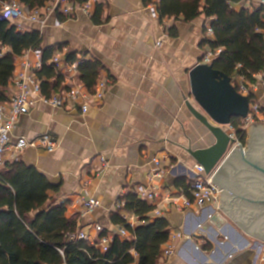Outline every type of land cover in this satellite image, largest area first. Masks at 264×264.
Returning a JSON list of instances; mask_svg holds the SVG:
<instances>
[{"label":"crops","instance_id":"crops-1","mask_svg":"<svg viewBox=\"0 0 264 264\" xmlns=\"http://www.w3.org/2000/svg\"><path fill=\"white\" fill-rule=\"evenodd\" d=\"M158 1L99 0L90 16L80 12L70 20L49 13L43 25L26 24L21 30L40 31L43 47L62 51L66 63V54L81 61L100 60L104 69L96 84L110 81L102 100L86 114L79 107L59 109L36 101L30 113L19 118L10 137L12 143L19 137L51 138L54 150L26 149L16 161L43 174L56 187L48 193L54 205L66 204V216L77 220L79 231H91L92 236L98 224L108 232L119 226L112 222L116 203L126 201L134 187L145 185L157 170L154 160L163 172L154 179L155 185L163 193H177L181 190L176 188L177 179L192 181L196 165L186 149L214 142L186 107L187 101L197 107L190 94L189 71L211 51L203 42L213 19L202 14L187 22L183 17L161 20L159 11L153 15ZM241 1L236 10L264 6V0ZM26 61L32 66L37 59L32 53L27 60L17 57L8 99L17 91L15 83ZM255 79L249 94L264 112V71ZM67 86L71 87L63 75L61 92ZM7 163H14L10 154ZM222 195L221 216L210 221L209 205L184 211L167 203L159 205L166 212L170 234H183L179 240L171 239L177 249L163 264H264V242L221 207ZM82 198L99 199L101 205L86 213ZM148 203L154 209L158 206ZM126 239L131 241L133 235Z\"/></svg>","mask_w":264,"mask_h":264},{"label":"trees","instance_id":"trees-1","mask_svg":"<svg viewBox=\"0 0 264 264\" xmlns=\"http://www.w3.org/2000/svg\"><path fill=\"white\" fill-rule=\"evenodd\" d=\"M11 0H0L2 3ZM29 12L41 10L50 0H18ZM74 1V0H72ZM86 0H76L77 3ZM152 3L153 0H145ZM241 0H159L160 19L183 17L192 21L205 15L213 19L214 38L203 42L212 51L222 49L219 57L211 61L216 70L231 79L239 76L255 84V76L264 71V6L252 10H236ZM28 50H40L43 66L36 71L42 93L61 92L63 75L51 62L55 48L43 47L40 31H21L12 22L4 20L0 10V103L8 100V87L14 76L17 57ZM68 63L79 61L80 79L90 92L103 72L98 59L81 61L74 54H66ZM53 79L54 81L48 82ZM64 89H67L65 87ZM231 125L240 141L245 144L247 130L242 118H234ZM193 181L178 178L176 188L187 196ZM56 190L35 167L22 161L7 163L0 170V264H162V250L170 237L169 223L165 217L151 219L154 206L129 194L125 210L132 211L141 225L132 228L120 211L112 215L113 224L124 226L133 239L116 235L106 251L89 241H79L76 219L66 216V204L54 205L49 196ZM104 230L99 237L108 235Z\"/></svg>","mask_w":264,"mask_h":264},{"label":"built area","instance_id":"built-area-1","mask_svg":"<svg viewBox=\"0 0 264 264\" xmlns=\"http://www.w3.org/2000/svg\"><path fill=\"white\" fill-rule=\"evenodd\" d=\"M99 0H86L82 3L73 2L72 0H50L48 4L41 10L29 12L18 0H11L10 2L2 3L0 10L1 16L4 20L12 22L17 26L19 30H24L26 24H39L45 23V18L49 13H61L66 19L74 20V18L81 12L90 16L94 6ZM157 6V5H155ZM158 14V8H153V15ZM205 39L214 37L211 27H207ZM160 42H158V45ZM223 50L217 49L216 51H210L205 54L202 64L211 63L213 59L219 57ZM34 54L37 61L31 66L29 61H26L24 69L19 73L16 80L17 91L4 103H0V170L7 163V156L10 154L13 162L19 160L20 153L26 149L41 148L44 150L52 151L55 148V144L52 142L48 135H43L38 138L28 140L23 137H19L15 143L11 142V134L17 124V121L21 116L28 115L35 106V102L39 101L42 104L52 106L54 108L62 109H78L80 108L82 114H86L91 106L98 104L103 98L110 81L100 80L93 90L90 92L84 83L78 78L79 61L75 63H66L63 60L62 51L55 53L51 60L55 68L59 73L69 81L67 89H63L61 93L53 94L51 96L44 95L41 89V82L38 79L36 71L40 70L43 66L42 54L40 50H28L22 57L28 59V54ZM233 85L239 93L248 96L250 98V106L248 116L243 118V129L247 130L249 126L255 125L261 119L264 121V112L260 109L258 102L253 99L249 94V87H254V84L243 81L242 77H235L232 79ZM264 87V80L262 81ZM263 117V118H262ZM228 134L231 138L235 139V147L243 145L240 141L236 130L232 125L227 126ZM245 147V145H243ZM154 164L157 166L155 173L147 177L145 185H138L131 189L129 193L135 195L139 200L147 201L151 203H157L155 209L151 212V219H162L166 216V212L159 210V205L162 203L171 204L177 211L190 210L194 207L204 208L205 206H211V212L208 215V220H213L215 216H221L222 211L218 207L219 200L221 198V190L213 183L212 173L206 175L203 166L197 164L193 168V184L189 190V196L183 191L177 193H163L154 182V179H160L162 176V170L158 160H154ZM82 206L86 213H91L97 207L101 205L99 199H81ZM126 201L120 200L116 203V210L120 211L124 217L126 224L132 228L136 227L137 223H140L139 218L132 212L126 211ZM154 205V204H153ZM198 227L201 228V225ZM93 231L95 236H92L91 231H78L75 236L79 241H89L97 248H101L103 251L107 250L108 244L111 240L118 235L121 239H126L129 236V231L124 226H118L114 229V232H109L104 237H99V234L103 231L100 224L94 226ZM183 238L182 233L170 234L169 240L165 243L162 250V264L164 260L172 256L177 247L172 244V240H179ZM171 241V242H170ZM261 261L264 263V255L261 256Z\"/></svg>","mask_w":264,"mask_h":264},{"label":"water","instance_id":"water-1","mask_svg":"<svg viewBox=\"0 0 264 264\" xmlns=\"http://www.w3.org/2000/svg\"><path fill=\"white\" fill-rule=\"evenodd\" d=\"M190 94L197 107L187 101V110L209 131L214 142L205 148H188L195 163L222 192L221 207L258 240L264 242V192L253 174L264 179V123L250 129L249 146L235 147L227 126L234 118L248 116L250 98L236 90L232 79L211 63H199L189 71ZM249 171H248V170Z\"/></svg>","mask_w":264,"mask_h":264},{"label":"flooded vegetation","instance_id":"flooded-vegetation-1","mask_svg":"<svg viewBox=\"0 0 264 264\" xmlns=\"http://www.w3.org/2000/svg\"><path fill=\"white\" fill-rule=\"evenodd\" d=\"M248 170V169H247ZM249 171V170H248ZM259 176L258 174H253V177L255 178V185L258 183V185H261L263 189L260 188V192H264V179L262 177H257Z\"/></svg>","mask_w":264,"mask_h":264},{"label":"rangeland","instance_id":"rangeland-1","mask_svg":"<svg viewBox=\"0 0 264 264\" xmlns=\"http://www.w3.org/2000/svg\"><path fill=\"white\" fill-rule=\"evenodd\" d=\"M263 118V117H262ZM257 123H264L263 119H261L259 122ZM250 128V127H249ZM247 128V135H246V141H245V144L246 146H249L248 143H249V135H250V129Z\"/></svg>","mask_w":264,"mask_h":264}]
</instances>
